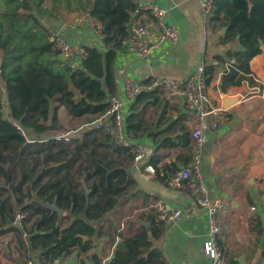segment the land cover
Returning <instances> with one entry per match:
<instances>
[{"label":"crops","instance_id":"obj_1","mask_svg":"<svg viewBox=\"0 0 264 264\" xmlns=\"http://www.w3.org/2000/svg\"><path fill=\"white\" fill-rule=\"evenodd\" d=\"M141 1L170 9L168 20L179 28L181 42L176 48L161 45L149 60L139 59L127 45L122 44L118 49L114 65V95L123 103L124 121L126 123L132 108L125 93V78L141 85L149 80L152 82L150 90L162 92L155 87L157 81L184 78L202 65L213 68L212 73L209 71L212 80L207 88L211 99L223 107L224 96L241 97L240 101L224 110L218 128L207 133L202 156L201 171L211 198H222L226 203V209L219 216L223 264H264V52L261 44V53L247 62L240 35L229 32V26L223 24L222 18L207 22L199 0ZM43 8L49 13L39 15V19L49 32H61L82 52L84 47L108 50L102 34L98 35L88 20L91 18L88 0H44ZM151 18L148 12L134 13L131 25ZM240 76L252 79V85L248 80L235 85ZM71 90L78 101L79 92L72 87ZM148 99L138 106L140 130L135 141L150 147L154 157L159 156L157 175L153 179L146 178L145 166L133 163L127 169L131 182L127 195L103 219L88 222L96 229L91 238L92 249L84 253L77 246L54 264H109L120 242L117 233L130 235L139 226L149 228L153 218L159 221L153 207L159 199H163L170 209L182 213L178 220L164 227L161 239L154 242L163 254V264H210L203 247L209 225L206 210L197 204L195 195L186 185L173 188L164 180L192 164L194 143L190 137V113L185 104L169 100L162 94ZM51 108L52 113L57 109L59 125H64L60 122V114L73 124L66 132L71 134L70 138L83 128L99 129L80 125L84 120L70 117L64 106L59 107L57 100L52 102ZM57 135H50L51 139ZM45 148L43 145L42 149ZM39 169L41 166L37 172ZM3 187L6 188L5 185ZM87 192L90 191L87 189ZM5 193L8 191L0 190V194ZM8 196V205H12L13 196L9 193ZM23 201L24 205L38 203L58 213L61 226L74 218L54 203L45 202V197H38L36 193L34 199L26 197ZM13 205L17 212L22 211L23 205L17 202ZM77 217L84 218L83 215ZM13 223L9 225L12 227ZM3 231L6 233L0 235V264H26L29 259L44 264L43 253L31 248L30 235L25 230H21L23 235L20 239L11 230ZM86 240L88 237H84Z\"/></svg>","mask_w":264,"mask_h":264},{"label":"trees","instance_id":"obj_2","mask_svg":"<svg viewBox=\"0 0 264 264\" xmlns=\"http://www.w3.org/2000/svg\"><path fill=\"white\" fill-rule=\"evenodd\" d=\"M43 3L44 0H0V174L7 188L11 167L20 168V191L24 187L29 194L35 191L38 197H45V202L54 203L74 218L61 226L58 213L38 203L24 205L18 198L16 202L23 205V212L32 210V224L29 229L11 227L16 208L8 205L10 199H0V235L6 233L3 230H11L20 239L21 230H25L30 235L31 248L43 253L44 264H54L77 246L84 253L92 249L96 229L88 222L103 219L127 195L131 183L127 169L134 163V154L132 148L117 145L100 129L83 128L69 143L51 139L50 135L60 131L52 102L57 100L70 117L83 119L82 126L107 114L108 96L116 89L117 51L129 36L136 5L130 0H88L89 15L102 26L108 50L84 47L79 69L73 71L59 60L49 42L50 32L39 19V15L49 13ZM220 18L229 26V32L240 35L245 61L261 53L264 0H214L210 21ZM210 70L212 73V67L205 68L207 84L212 80ZM244 80L253 83L240 76L234 84L241 85ZM151 83L143 82L126 119L125 131L130 140H135L140 130L138 106L162 94L158 89L150 90ZM71 87L79 92L78 101ZM159 160L154 154L149 159L156 175ZM6 188L0 185V190ZM164 227L163 222L153 218L149 228L139 226L130 235L117 233L120 242L109 264H163V254L154 242L161 239ZM84 237L88 240L84 241Z\"/></svg>","mask_w":264,"mask_h":264},{"label":"built area","instance_id":"obj_3","mask_svg":"<svg viewBox=\"0 0 264 264\" xmlns=\"http://www.w3.org/2000/svg\"><path fill=\"white\" fill-rule=\"evenodd\" d=\"M132 2L136 5V14L148 12L152 16L150 20L143 23L132 24L129 28V36L123 42L139 59L149 60L152 53L163 44H167L171 48H176L180 45V30L168 20L170 16L169 8L154 2L145 3L141 0H133ZM199 2L203 17L209 22L214 0H199ZM85 16L89 17L88 15ZM88 20L97 34H102V26L93 18L89 17ZM48 39L58 52V58L62 63L73 71L79 69V62L84 56V51L82 52L73 45L61 32H50ZM124 85L127 100L133 104L142 91L143 86L131 78H125ZM155 87L160 88L163 96L167 99L185 104L190 113V137L194 143L191 156L192 164L189 168L171 176L168 184L173 188H182L186 185L195 195L197 204L206 210L209 225L203 246L204 253L210 260V264H223V255L219 242L221 234L219 216L226 209V203L222 198H211L201 166L207 133L218 128L225 109L221 105H217L209 96L204 65L198 67L191 75L184 78H167L157 81ZM107 102L109 104L107 114L89 124L88 127L103 129L113 138L117 145L132 148L134 164L136 166L145 164L144 176L149 179L155 178V168L148 165V161L152 156L151 148L138 141L130 140L126 135L122 101L118 96L112 94L108 96ZM15 125L26 137L21 127L17 124ZM53 139L58 142H70V133H59ZM153 207L157 212L159 221L163 222L165 226L178 220L182 214L180 210L170 209L163 199L157 200ZM251 210H254V208H251ZM25 219L26 215L22 211H18L14 225L22 228V223ZM26 264L39 263L29 259Z\"/></svg>","mask_w":264,"mask_h":264},{"label":"rangeland","instance_id":"obj_4","mask_svg":"<svg viewBox=\"0 0 264 264\" xmlns=\"http://www.w3.org/2000/svg\"><path fill=\"white\" fill-rule=\"evenodd\" d=\"M8 108H5V113L6 114H8ZM60 122L62 123V124H64L63 126H61V125H59V127H60V131H59V133H62V132H67V129L70 127V126H72L73 124H70V123H68L66 120H65V118H64V115L63 114H60ZM67 127V128H66ZM58 133V134H59ZM71 135V134H70ZM30 161V160H29ZM5 169H8L9 167H8V165H6L5 167H4ZM11 171H10V175H11V181L9 182V185L7 186V189H6V191H8V193L9 194H11L12 196H13V199H14V201H13V204L16 202V200H18V198H23V199H25L26 197H30V199H34V193H36V192H34L33 194L31 193V194H29L28 193V190H27V188L26 187H24V189H23V191H20V189L18 188V185H19V182H20V180H21V171H20V168H17L16 166H12L11 167V169H10ZM5 177L2 175V174H0V185L1 186H3V185H5ZM8 193H5L4 195H3V197H1V198H3V199H6V198H8L9 196H8ZM8 196V197H7ZM23 203L25 204V202L23 201ZM21 208V207H20ZM22 210V209H21ZM17 212V211H16ZM23 212V211H22ZM25 215H26V219L23 221V223H22V225L23 226H25L26 228H30V226H31V217H32V210L31 211H29V213H27V212H23ZM16 216V215H15ZM15 220V219H14ZM13 226H15L14 225V223H13Z\"/></svg>","mask_w":264,"mask_h":264},{"label":"water","instance_id":"obj_5","mask_svg":"<svg viewBox=\"0 0 264 264\" xmlns=\"http://www.w3.org/2000/svg\"><path fill=\"white\" fill-rule=\"evenodd\" d=\"M260 44H261V49L264 52V43L261 41ZM0 68H1V63H0ZM240 100H241V97L231 98V97L224 96L223 97V108L226 110L230 108L234 103ZM141 166H145V164H142Z\"/></svg>","mask_w":264,"mask_h":264}]
</instances>
